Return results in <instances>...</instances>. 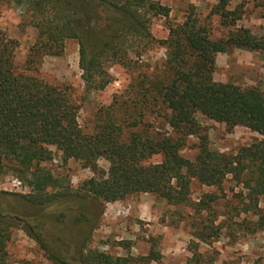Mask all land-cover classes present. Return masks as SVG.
<instances>
[{
	"label": "trees",
	"instance_id": "obj_1",
	"mask_svg": "<svg viewBox=\"0 0 264 264\" xmlns=\"http://www.w3.org/2000/svg\"><path fill=\"white\" fill-rule=\"evenodd\" d=\"M23 7L36 37L23 63L16 61L18 41L0 29V178L12 173L28 179L32 192L26 195L0 192V264L5 263L6 246L12 230L20 228L32 238L52 262L71 264L61 250H53L43 232L51 217L75 216L77 223L90 221L88 197L115 201L137 192H152L170 204L189 202L190 181L217 186L232 175L247 189L250 201L264 195V93L255 86L240 87L213 79L215 57L235 48L264 51V36L255 37L248 28L230 30L213 39L207 26L191 9L186 19L170 27L163 64L164 76L138 84L127 101L115 100L100 110V122L93 131L78 123V105L69 86L50 83L38 75L45 56H60L67 39L78 43L79 67L87 90L104 88L110 81V64L127 61L128 51L139 54L152 42L149 22L152 15L167 16L169 8L154 0H5ZM212 13L224 26L235 25L242 8H229L230 0H215ZM264 8V0H256ZM148 94L149 99L145 96ZM150 103L169 111L172 132L153 134L139 129ZM120 110H113V105ZM196 113L222 122L230 131L237 125L256 131L262 138L241 147L234 155L210 148L199 134ZM199 138L193 161L181 154L187 137ZM54 146L64 159L73 158L89 167L95 178L80 186L79 194L61 196L48 192L59 180L41 168L52 159ZM160 154L157 163L144 164ZM108 161L107 172L97 161ZM8 196H13L7 199ZM194 213L206 204L194 202ZM264 228V223H263ZM215 231L200 238L212 237ZM87 238V237H86ZM59 240L62 238L59 236ZM81 253L82 264H147L158 260L147 256H111L97 249ZM186 264H212L203 254L193 252Z\"/></svg>",
	"mask_w": 264,
	"mask_h": 264
},
{
	"label": "rangeland",
	"instance_id": "obj_2",
	"mask_svg": "<svg viewBox=\"0 0 264 264\" xmlns=\"http://www.w3.org/2000/svg\"><path fill=\"white\" fill-rule=\"evenodd\" d=\"M169 8L167 16L152 15L149 32L153 42L139 54L128 51L125 64L114 62L108 67L111 81L102 89L87 90L79 67V46L75 39H67L60 56H45L38 75L50 83L69 86L78 105V123L87 132L100 122V110L115 100L136 98L138 84L165 74L163 64L167 58L166 46L161 42L168 37L170 27L181 24L191 6L213 39L227 36L230 30L248 28L255 37L264 36V8L256 0H230L229 8L240 6L242 15L235 25L224 26L217 14L212 13L215 0H154ZM0 29L18 41L16 61L25 60L36 32L23 7L0 0ZM213 79L240 87L255 86L264 93V51L233 49L219 52L215 57ZM148 97V94L145 98ZM143 99L137 95L138 99ZM151 99V98H150ZM149 99V100H150ZM113 110H120L113 105ZM169 111L150 103L138 128L153 134L172 132L167 123ZM199 134L207 138L210 148L234 155L241 147L262 138L259 133L237 125L230 131L225 124L196 113ZM199 138L187 137L181 154L193 161L198 153ZM52 159L39 166L58 178L59 186L48 192H63L61 196L79 194L80 186L95 178L89 167L73 158L64 159L54 146ZM162 156L154 154L144 164L160 162ZM98 168L107 172L109 163L97 161ZM28 179L7 173L0 178V192L26 195L32 192ZM13 196H8L11 199ZM202 200L206 207L194 213L193 203ZM90 221L77 223L75 216H53L44 223L43 232L53 250H61L71 264H82L81 249H97L111 256H147L151 251L158 260L147 264H186L194 251L203 254L212 264H264V195L250 201L247 189L232 175H227L217 186L204 185L193 178L190 181L189 202L170 204L152 192H137L122 199L102 202L88 197ZM215 231L212 237L200 238ZM62 239L59 240L58 237ZM87 237V238H86ZM4 264H56L25 231L14 228L6 246Z\"/></svg>",
	"mask_w": 264,
	"mask_h": 264
}]
</instances>
